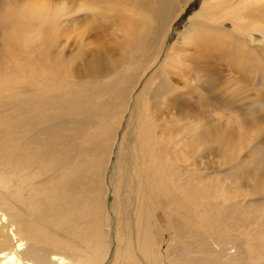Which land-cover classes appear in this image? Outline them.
<instances>
[{"label": "rangeland", "instance_id": "1", "mask_svg": "<svg viewBox=\"0 0 264 264\" xmlns=\"http://www.w3.org/2000/svg\"><path fill=\"white\" fill-rule=\"evenodd\" d=\"M28 1L0 0V19L9 16L8 11L16 15L14 17L16 19L4 21V30L0 27V191L21 207L23 219L35 230L41 246L52 248L51 243L61 240V237L52 232L55 230L75 242L87 245L84 235L93 227L98 229L101 225L96 220L98 210L90 208L78 210L81 216L80 226L70 231H62L59 227H54L48 215L42 216L43 210L48 209L49 205L62 201L60 196L51 197V190L58 186V182L51 181L45 190H37L32 186L35 181L51 176V173L37 176L38 170L35 166H39L38 161L30 159V155L34 152L28 151L26 158L14 161L15 165L26 168V174L22 179L24 188L21 191L25 194L21 196L18 191L7 190L5 173L10 167L11 154L21 145V141L13 143L12 137L22 133L18 128L16 132H12L9 127L11 118L8 115L13 114L18 108L10 107L7 97L14 86H24L25 90L17 94L16 100L26 96L29 103L41 101L43 105V117L35 131L45 127L49 121L50 126L59 125L60 122L73 125V122L83 120L88 115H96L94 122L85 129L82 138L77 140L80 150L77 157L71 159L67 152H62L55 161L58 160L61 163L60 160H63L70 169L80 173L84 179L92 174L94 176V172L100 168L101 171L104 168L107 169L109 180L105 182L107 190L105 208H107V216L111 219L110 235L114 238L115 229H117L119 243L124 244L126 248H129L126 244V239L129 241L127 234L134 235L133 244L138 234L135 230L146 227L147 230L142 231L140 235L153 238L154 234L160 231L157 249L166 254L168 262L174 264H180V261H186L189 264H228L229 262L264 264V2L260 4L261 8L258 12L252 9L249 12L237 13V19L233 17V14L229 16L230 18L224 19L226 22L222 30H233L234 34L228 45L220 48L221 52L218 49H210L209 55L206 49L200 48L196 51L191 49L185 53L192 60H194L193 55L197 57L196 59L199 55L201 58L196 60L198 61L196 64H199L197 73L191 72L196 78L193 82L183 85L186 88L179 92L180 100L178 101L180 102L174 103V107L172 104H162L160 99L157 100L158 103L151 106L153 100L147 99V102H150L148 108L156 119L153 121V116L150 115L149 120L155 123L156 134L161 135L162 138H181L183 135L188 138L187 144L181 145L178 152L180 160L173 161L174 165L172 161H167L166 168H162L163 175L166 172V182L170 181V178L181 182V179L191 177L189 169L192 171L196 169V181L199 183L197 184L199 207L192 211L194 214L190 213L191 223H188L176 214L166 196L160 195L161 197L159 196L157 200L156 197L146 200L142 177L137 174V164L131 167L134 178L129 177L126 186L122 182L124 172L122 160L127 155L118 148L122 139L127 143L132 142L130 153L134 159L141 157L142 163L148 156L157 163L164 156L163 151L152 146V138L144 136L146 130L142 131L143 121L141 120L143 111H134L133 114L126 111L123 115H118L119 112L115 111L119 110L118 108L115 110L108 108L104 115L94 113L107 98L103 93L111 83L113 74L110 75V73L114 71L122 75L141 66L137 59H133L130 66L124 63L126 60L123 57L125 56L124 37L117 32L118 24H120L117 21L118 17L111 18L110 21L104 20L106 24L111 25L108 29L101 31L100 26L103 22L99 20L100 16L79 13L73 17L74 20L70 21V17L67 21H63L65 18L61 19L56 48H52L42 40L40 42L35 40V43L26 47L12 40L11 30L15 23L22 20L18 18L19 11L21 8L24 10ZM40 1L50 6L66 3L70 7L71 4L69 0ZM250 2L244 3L240 0L241 5ZM230 4H232L231 0H193L172 26L164 53L172 44L179 43L180 34L192 25L188 18L205 20L204 24L208 21L213 26L214 19L224 12H231L225 9ZM233 27L240 29V32ZM194 30V34L200 33L197 27ZM224 34L220 29L214 32V36L219 38H223ZM248 35H252L255 39L253 43L249 42ZM179 45L182 44L179 43ZM154 46L155 43L148 53ZM202 50L204 53H201ZM142 53L141 48L138 52L139 57ZM95 58L108 59V62L112 63V68L100 71L98 75L91 74L90 61ZM259 61L261 68L251 70V65ZM163 62L164 55L161 62L151 69L134 93V98L144 95L140 98L141 103L144 102L145 97H148L150 81L161 70ZM56 65L61 68L59 78L56 79L59 86H54L55 72H50ZM120 80L121 76L111 89H121ZM185 80H187L185 77L179 78L181 83H185ZM51 95L67 102L64 104L67 109L63 112L64 115L51 104L54 102ZM112 125H115L116 133L113 132L110 142L105 143L104 131ZM31 130L27 131V134ZM115 136V142H113L112 139ZM93 144L100 148L97 156L82 151ZM175 150L177 148L171 152L177 155ZM100 153H102L101 159ZM185 160L187 161L183 162ZM191 162L193 166L183 168ZM147 171L148 176L146 173L145 175L149 183L151 179L149 174L154 171L153 165H150ZM153 181L149 183V186L155 190ZM168 183L172 191L170 182ZM122 190L127 192L124 196H121ZM116 197L120 199V213L126 210H120L125 207L131 211V215L127 217L130 218L129 221L122 220V215H119ZM8 206L13 212L17 210L10 202ZM137 218L143 221L137 224ZM38 220L52 227H40ZM134 221L136 226L131 224ZM179 226L189 227L186 242L181 241L178 235ZM170 228L173 229L171 235ZM115 243L117 244L114 240L102 264H108L115 251L118 252L119 246L116 248ZM67 246L71 247V244ZM165 246L166 252H164ZM106 251L107 248L104 249L103 255ZM127 254L128 259L125 264H133L134 260L140 262V253L136 247L130 246Z\"/></svg>", "mask_w": 264, "mask_h": 264}, {"label": "bare ground", "instance_id": "2", "mask_svg": "<svg viewBox=\"0 0 264 264\" xmlns=\"http://www.w3.org/2000/svg\"><path fill=\"white\" fill-rule=\"evenodd\" d=\"M69 1L71 3L70 7L67 6L66 3H59L55 6H50L44 1L29 0L25 5L24 10L21 8L19 11L20 14L18 15V18L22 20L15 23V26L12 28V40L16 43L20 42L26 47L31 46L35 40H37L36 42H40L42 40L46 44L48 43L52 48H56V42L58 39L57 32L59 31V26H61L60 23H62L61 19L65 18L63 21H67L68 17H70L71 21L74 20L73 17L79 13L92 14L94 16L98 15L100 16L99 20L103 22L100 26L102 31L103 29H108L111 25L110 23H108L109 25L106 24L107 22H104V20L110 21L111 18L118 17L117 21L120 24H118L119 26L117 27V32H120L124 37L123 51L125 56L123 57L126 59L124 63L126 66H130L133 59H137V62H139L141 66L140 68L136 67L135 69H132L122 75H119L117 72L114 73V71L110 73V75L113 74V76H111L112 79H110L111 83L108 85V89L104 90L103 93L107 96V98L102 101L94 113L97 115H104L106 114L108 108H112L114 110L115 108H118L119 110H115L119 112L118 115H123L126 111L129 113L131 112V114H133L134 111H143L141 112V120L143 121L142 131L146 130V134L144 136L152 138V146L163 151L164 156L158 163L151 159L150 156H148V158L142 163L141 157L134 159L130 153V145L132 142L127 143V141L125 142L122 139L121 143L118 144V148L124 153H127L125 159L122 160V166L124 167L122 182L124 186H126L128 178H134V174L131 172V167L137 164V174L142 177L141 180H143L142 185L145 190L146 200L149 198L155 199V197L157 200L160 195L166 196L168 199L166 197L165 198L172 205L176 214L180 215L182 220L185 219L188 223H191L192 216L190 213H193L192 211L199 207V187L197 188V184L199 185V183L196 181V169L194 171L189 169L191 177L188 176L187 178L181 179V182L178 179L171 180L170 177V179L167 178L170 180L168 182H170V188H172V191L169 189V183L165 181L166 172L164 171V175L162 173L163 169L166 168L165 164H167V161H172V164L174 165L173 161L180 160L178 152L181 149V145L184 143L187 144L188 138L184 135L181 138H162L161 135L159 136V134H156L155 123H152L149 120L150 115L153 116V121L156 119L153 112H151L148 108L150 102L148 103L147 99L153 100V104L151 103V106L158 103L157 100L159 99L162 104L167 103L172 104V106L174 103L176 104V102L180 100L179 92L186 88L183 85L193 82L196 78L195 74H192L191 72L197 73L199 64H196V62H198L196 60L201 58L199 55V58L196 59L197 57L192 54V57L194 58V60H192L191 57L185 53L191 49L196 51V49L200 48L206 49L207 54L210 53V49H218L221 52L220 48L228 45V42L234 34L233 30H222V27L226 22L224 19L230 18L229 16L231 14H233V17L236 18L237 13L249 12V10L251 11L252 9H255L258 12L261 8L260 4L263 3L264 0H241L242 2L244 1V3L251 1L245 5H241L240 0H237V2H235L236 0H231L232 4L225 7V9H229L231 12H224V14L220 17L214 19L215 24L213 26H211L208 21L204 24L205 20L188 18V21L191 22L192 25L180 34L178 40H180L179 43L182 45L180 46L178 42H175L166 53H164V51L172 26L193 0ZM8 15L9 16H4L0 19L1 30L5 29V20L11 21L12 18L16 19L14 18L16 15H12L10 11H8ZM196 27L197 30L200 31L199 34L193 33ZM233 28L240 32V29L236 27ZM217 29H220L222 33H225L223 38L214 36V32ZM248 39L251 43L255 41L252 35H248ZM51 40L54 42L51 43ZM154 43L155 46L148 53V50ZM141 48L143 52L142 55L144 57L142 55L139 57L138 55ZM201 53H204V51L202 50ZM163 55V67L150 81V87L149 89L147 88L148 97L143 99L145 104L144 102L141 103L140 98L144 97V95L136 96L135 98L133 95L139 89L141 81L147 74L150 73L151 69L153 67L155 68V65L158 62H161ZM247 57L249 56L247 55ZM90 63V72L93 75H98L100 71L106 70L109 67L112 68V63H109L108 59L102 60L100 58H95L92 59ZM54 68H52L50 72H55L53 76V82L55 83L54 86H59L56 79L59 78L58 74L59 71H61V68L58 65ZM260 68V61L250 67L251 70H259ZM120 76L121 80L119 81V84L122 85V88L111 89V86H115L118 82ZM181 77H185L187 79L185 80V83L179 82V78ZM33 78L35 79V77ZM102 85L105 87V83ZM20 92H25L24 86H14L7 96L10 107H18L13 114L8 115L11 118V126L9 127H11L12 132H16L17 128L22 131L21 135L16 134L15 137H12L13 143L15 141H21V145H19L16 152L14 151L11 154V161L9 163L10 167L5 173L6 177H4V179L7 190L9 192L18 191L21 196L25 194L21 191H23L24 188L22 179H24L23 177L26 174V168L15 165L14 161H21L26 158L28 151L34 152L33 155H30V159L38 161L39 166H35L38 170L37 176L41 177L43 174L47 173H51V176L35 181L32 186L36 187L37 190H45V187H47L51 181L58 182V186L53 187L51 190V197L60 196L62 201L60 203L56 202L51 206L49 205L48 209L43 210L42 216L48 215L51 218L54 227H59L62 231H70L71 229L80 226L81 216L78 210L80 208H90L98 210V218L96 220L101 227L98 229L93 227L87 232V234L84 235L85 241L89 247L75 242L74 240L65 237L63 233H58V231L55 230L52 232L54 235L61 237V240H56L55 243H51L50 246L52 248H43L35 230L23 219L21 215L23 210L21 207L17 206L12 199L0 191V264H102L107 257L109 247L112 245L114 240L117 242V244L115 243L116 248L119 246L118 252L117 250L115 251L108 264H125V261L128 259L127 253L130 246L136 247L140 253L139 256L141 257L140 262L134 260L133 264H174L173 262H168L166 260V254H163L157 249L159 244L158 235L160 231L155 233L153 238H151L148 235H140L142 231L147 230L146 227H138L139 230H135L138 234H136V241H134L133 244L132 241L134 239V235L127 234L129 241L126 239V244L129 248H126L124 244L119 243L117 229H115V237H111V219L107 216V208H105L107 195L105 182L106 180H109L107 169L104 168L101 171L100 168L94 172V176L92 174L84 179L80 173L70 169L68 164L63 160H60L61 163L58 160L55 161V158L62 152H67L71 159L77 157V153L80 152L77 140L82 138V134L85 129L94 122L96 115H88L83 120L73 122V125H71L72 123L66 124L65 122H60L61 124L59 125L54 124L53 126H50L49 121L45 127L35 131L36 127L40 126V122L43 117V105L41 101L29 103L26 96H21L19 100H16L17 94ZM197 93L200 95L199 92ZM51 98L54 100L51 104L56 106L58 111H61L60 114L64 115L63 112L67 110L64 104L67 102L63 101L64 99L60 100L57 96L51 95ZM128 120L129 118L127 119V122ZM30 129H32L31 132L27 134V131ZM113 132H115V125L105 129L103 134L105 143L110 142ZM39 137H42V139H39ZM115 138L116 136L112 139L113 142H115ZM128 139V141H130V138ZM175 147L177 148V150H175L177 155L171 152V150L176 149ZM82 151H84V153L97 156L100 148L96 144H93L90 147L82 149ZM101 155L102 153L99 154L100 159ZM186 161L187 160L183 162ZM150 165H153L154 169L153 173L149 174V176H151L150 178L154 180L155 190H152L149 186V183L152 182V180L150 179L151 181L149 180V183L146 181L148 176L147 169ZM191 166H193L192 162L191 164L187 163L184 167H182L187 169ZM167 170L168 169H166V171ZM124 191L122 190L121 196H124L127 193ZM1 196L4 199L1 198ZM8 202L12 203V205L17 209L15 212L9 209ZM116 204L119 215H122V220L125 219L129 221L130 218L127 217L131 215V211L127 210L125 207L120 209H126L125 211L121 213L119 212V197H116ZM49 210L50 212L47 213ZM67 221L68 225H66ZM141 221H143V219H136L137 224H140ZM136 222H132V226H136ZM38 224L40 227H52L41 221H39ZM188 230L189 227H178L177 232L181 241L184 240L183 242H186ZM132 231L134 232V230ZM172 232L173 229L170 228L169 234L171 235ZM68 244H71V247L67 246ZM134 244L136 246H134ZM105 248H107V251L105 255H103ZM123 248L125 249L123 250ZM164 252H166V246ZM180 264L189 263L186 261H180ZM228 264L232 263L229 262Z\"/></svg>", "mask_w": 264, "mask_h": 264}]
</instances>
